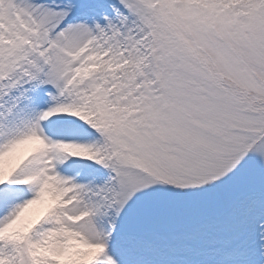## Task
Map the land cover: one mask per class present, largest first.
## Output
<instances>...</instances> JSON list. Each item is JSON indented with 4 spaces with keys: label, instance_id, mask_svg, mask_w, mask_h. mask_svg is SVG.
<instances>
[{
    "label": "snow or ice",
    "instance_id": "1",
    "mask_svg": "<svg viewBox=\"0 0 264 264\" xmlns=\"http://www.w3.org/2000/svg\"><path fill=\"white\" fill-rule=\"evenodd\" d=\"M0 264H264V0H0Z\"/></svg>",
    "mask_w": 264,
    "mask_h": 264
}]
</instances>
